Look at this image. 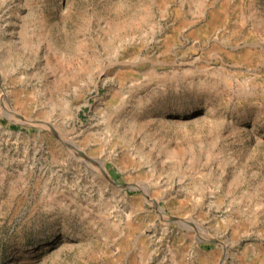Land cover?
Here are the masks:
<instances>
[{"label":"rangeland","instance_id":"1","mask_svg":"<svg viewBox=\"0 0 264 264\" xmlns=\"http://www.w3.org/2000/svg\"><path fill=\"white\" fill-rule=\"evenodd\" d=\"M0 264H264V0H0Z\"/></svg>","mask_w":264,"mask_h":264},{"label":"trees","instance_id":"2","mask_svg":"<svg viewBox=\"0 0 264 264\" xmlns=\"http://www.w3.org/2000/svg\"><path fill=\"white\" fill-rule=\"evenodd\" d=\"M15 128V126H13Z\"/></svg>","mask_w":264,"mask_h":264}]
</instances>
